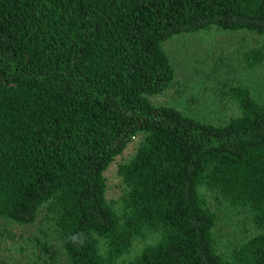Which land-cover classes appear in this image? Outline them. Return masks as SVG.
I'll return each mask as SVG.
<instances>
[{"label":"trees","instance_id":"16d2710c","mask_svg":"<svg viewBox=\"0 0 264 264\" xmlns=\"http://www.w3.org/2000/svg\"><path fill=\"white\" fill-rule=\"evenodd\" d=\"M212 28L264 37V0H0V219L44 210L68 264H118L148 235L126 264H264V100L232 86L224 123L150 100L175 79L163 43ZM137 137L115 208L104 172ZM207 194L256 230L226 257Z\"/></svg>","mask_w":264,"mask_h":264},{"label":"rangeland","instance_id":"374dc122","mask_svg":"<svg viewBox=\"0 0 264 264\" xmlns=\"http://www.w3.org/2000/svg\"><path fill=\"white\" fill-rule=\"evenodd\" d=\"M264 44V37L247 32L217 29L175 36L162 45L175 69L173 85L150 97L155 105L173 106L185 114L209 123H224L238 115L236 104L228 97L234 85L249 87L256 100H264V63L247 69L242 61L245 50ZM139 137L132 140L104 172L106 198L119 207L122 184L117 167L130 159ZM215 214V248L226 257L234 247L256 230L246 209L232 208L205 196ZM155 235L137 240L118 264H126L144 245L155 242ZM0 264H68L56 236L47 225L44 210L33 223L19 225L0 219Z\"/></svg>","mask_w":264,"mask_h":264},{"label":"clouds","instance_id":"9594fccd","mask_svg":"<svg viewBox=\"0 0 264 264\" xmlns=\"http://www.w3.org/2000/svg\"><path fill=\"white\" fill-rule=\"evenodd\" d=\"M78 235H79V240L77 239L76 236L70 237V239L72 240L73 243H79L82 245L84 242L83 234H78Z\"/></svg>","mask_w":264,"mask_h":264}]
</instances>
